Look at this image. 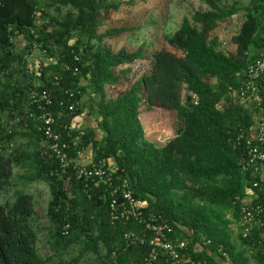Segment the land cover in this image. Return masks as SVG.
<instances>
[{
    "label": "trees",
    "instance_id": "1",
    "mask_svg": "<svg viewBox=\"0 0 264 264\" xmlns=\"http://www.w3.org/2000/svg\"><path fill=\"white\" fill-rule=\"evenodd\" d=\"M200 1L207 10L183 17L165 35L166 46L146 56L144 45L106 46V39L129 30L102 29L119 11L118 2L0 0V264H78L86 253L102 264H139L146 251L125 245L123 235L139 232L137 224L110 223L107 186L84 187L74 178L66 183L57 173L37 124L24 114L32 90L50 93L62 112L58 123L70 124L85 111L95 115L102 137L85 128L79 149L92 148L93 164L111 162L114 182L126 183L136 199L146 201L174 228V238L182 235L193 259L264 264V217L246 236L239 225L247 190L253 191L252 202L264 198V177L244 168V139L255 122L264 121V75L254 83L249 106L231 93L244 83L241 74L248 64L264 56V0ZM239 13V29L228 39L233 49L224 52L215 30ZM34 50L43 58L37 71L27 61ZM143 62L147 68L137 75L133 66ZM66 90L78 92L81 105L73 112L59 107L69 101ZM154 107L175 111L182 124L160 147L145 138L139 119ZM15 117L20 123L10 126ZM14 168L29 172L17 178L48 186L46 255L38 247L34 198L17 188ZM75 246L79 255L66 259ZM194 246H199L196 253Z\"/></svg>",
    "mask_w": 264,
    "mask_h": 264
},
{
    "label": "built area",
    "instance_id": "2",
    "mask_svg": "<svg viewBox=\"0 0 264 264\" xmlns=\"http://www.w3.org/2000/svg\"><path fill=\"white\" fill-rule=\"evenodd\" d=\"M75 60L77 58L75 57ZM65 69L69 70L67 65ZM73 74L77 73L74 68ZM264 75V56L255 59L248 64L241 76L245 79L238 90H232L235 97H239L241 103L250 99L255 94V81ZM65 96L69 101H61L59 107L73 112L80 107L78 95L66 90ZM29 107L24 114L37 124V130L43 136L50 157L56 163L58 174L65 176L66 183L71 178L79 181L84 187L91 185L97 187L105 185L109 188L110 199L108 203V218L112 225L117 222H134L140 228L139 232H127L123 235L126 246L139 245L146 248L139 264H207L206 261L193 259L189 253L187 241L174 238V228L148 209L146 201L136 199L126 183L114 182V171L112 166L105 162L97 164H81L78 161L82 150L79 142L85 135V130L78 125L77 119L70 124L58 123L62 112L54 106L52 96L47 91H30L28 95ZM32 107V108H30ZM21 118L15 117L9 124L16 126ZM24 123V128H26ZM25 130V129H24ZM11 133V129L7 131ZM241 138V137H240ZM245 146L248 157L244 162V168H253L264 177V121L255 122L250 127L248 136L245 137ZM12 146V145H10ZM264 191V190H263ZM264 217V198L259 202H244L240 211V226L244 228L243 235L246 236L255 226L261 225ZM209 244V241L204 245ZM193 253L199 251V246L192 248ZM226 257L222 249H217ZM264 254V252H263ZM125 264H133L129 261Z\"/></svg>",
    "mask_w": 264,
    "mask_h": 264
},
{
    "label": "rangeland",
    "instance_id": "3",
    "mask_svg": "<svg viewBox=\"0 0 264 264\" xmlns=\"http://www.w3.org/2000/svg\"><path fill=\"white\" fill-rule=\"evenodd\" d=\"M111 2L120 3L119 11L109 15L107 20H104L102 29L125 27L129 30L118 37L106 39V46L112 50H118L121 47L136 49L144 45L146 56L161 47H165V35L175 31L183 17L190 18L194 11L207 10V6L200 0H109ZM239 1L242 4H247L248 0H228ZM241 23V14H237L228 20L220 23L215 30V35L221 42V49L227 52L233 47L228 39L230 35L237 32ZM16 45L21 46L22 42L16 40ZM42 55L38 50H34L31 55L27 56L28 66L31 71H37L39 63L42 61ZM47 62V61H46ZM147 68V62L139 63L133 66V71L137 75L141 74ZM188 92L184 89L182 92V101L185 103ZM255 94L251 96L253 101ZM251 103V102H250ZM244 106H249V103ZM140 121L145 132V138L160 147L168 140L175 137L181 129V121L177 113L172 110L156 108L151 111H143L140 114ZM78 120V119H77ZM78 125H83L82 122ZM27 170V169H26ZM26 170L14 168L13 176L19 184L17 188L20 192L29 193L35 201V209L37 213V226L39 227V251L41 255L49 253L48 246H44V241L47 239L45 226L47 219L45 216L46 205L50 198L48 186L43 182L31 181L28 182L17 177L29 175ZM13 177V178H14ZM10 190L11 200L14 199ZM13 192V191H12ZM2 201L4 198L1 199ZM80 247L75 246L69 249L64 257L70 259L79 255ZM78 264H102L101 260L93 255L86 253L83 255Z\"/></svg>",
    "mask_w": 264,
    "mask_h": 264
},
{
    "label": "crops",
    "instance_id": "4",
    "mask_svg": "<svg viewBox=\"0 0 264 264\" xmlns=\"http://www.w3.org/2000/svg\"><path fill=\"white\" fill-rule=\"evenodd\" d=\"M233 35V34H232ZM231 36V35H230ZM229 41V40H228ZM87 100V97L84 96L82 101L85 102ZM250 102H252L250 99H248V101L244 102L243 104H251ZM25 110V109H24ZM139 118H140V115H139ZM79 121V123L82 122L83 125H81L84 129L87 128V129H90V130H93L95 135H96V138L98 140L101 139L102 137V133L98 130L97 128V123H96V118H95V115H93L92 113H87L86 111L78 117V120L77 122ZM46 144V143H45ZM94 158H93V152H92V148L89 146L87 147L86 149H84L80 155V157L78 158V161L79 163L81 164H91L93 162ZM111 164V162H110ZM247 195H248V198L246 200V202H249V201H252L253 199V191L248 189L247 190ZM240 225V224H239ZM237 225H233V231H234V241L235 243L237 244V246L239 245V241H238V237H237ZM262 236L264 237V231H263V234ZM182 235H178L177 236V239H182ZM246 255H248V252L246 253ZM219 264H230L228 260H226L225 262H220ZM249 264H258L256 262H254L253 260H250Z\"/></svg>",
    "mask_w": 264,
    "mask_h": 264
},
{
    "label": "clouds",
    "instance_id": "5",
    "mask_svg": "<svg viewBox=\"0 0 264 264\" xmlns=\"http://www.w3.org/2000/svg\"><path fill=\"white\" fill-rule=\"evenodd\" d=\"M30 55H31V54H30ZM109 164H110V163H109ZM109 164H108V165H109Z\"/></svg>",
    "mask_w": 264,
    "mask_h": 264
}]
</instances>
